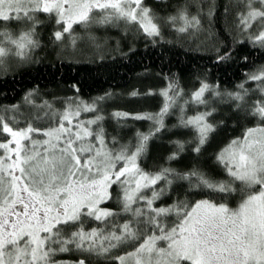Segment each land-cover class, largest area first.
<instances>
[{"label":"snow or ice","instance_id":"1","mask_svg":"<svg viewBox=\"0 0 264 264\" xmlns=\"http://www.w3.org/2000/svg\"><path fill=\"white\" fill-rule=\"evenodd\" d=\"M190 2L197 5L196 15L189 13ZM232 7L239 9L236 29L247 34L234 43L264 50V0H229L225 14ZM215 12V0H186L167 16L147 0H0V66L6 57L28 59L40 46L38 28L45 23L54 28L55 42L69 37L73 46L86 39L99 47L93 30L135 27L155 41L168 27L194 35L202 31L201 16ZM12 25L20 30L9 31ZM74 26L84 35L74 34ZM216 53L217 63L232 58L231 49ZM245 77L234 91L202 80L189 94L165 77L159 91L129 93L159 95L156 112H106L113 93L89 100L76 95L56 108V100L37 103L33 90L23 104L0 105V264H92L93 258L97 264H264V64ZM248 82L255 87H246ZM255 93L259 97L250 102ZM220 106L257 121L216 153L226 179L198 163L219 126L210 120ZM175 113L172 127L190 130L192 138L169 141L175 150L163 164L146 169L150 142L171 131L165 120ZM129 120H146L150 127L122 142ZM189 148L196 157L191 166L172 167ZM234 194L241 200L231 208ZM125 249L131 250L116 255ZM60 254L82 258L58 260Z\"/></svg>","mask_w":264,"mask_h":264},{"label":"trees","instance_id":"2","mask_svg":"<svg viewBox=\"0 0 264 264\" xmlns=\"http://www.w3.org/2000/svg\"><path fill=\"white\" fill-rule=\"evenodd\" d=\"M156 1L147 0V4L152 7L155 2L158 13L163 16L173 14L178 5L186 2ZM228 3L229 0H215V15L211 18L207 15L201 16L202 31L194 35L191 32L178 33L168 27L163 30L161 37L153 41L138 33L135 27L126 30L120 25L119 28L122 29L105 36L106 44L100 45L98 42L100 46L96 47L90 42L93 45L91 48L76 54L68 49L59 50V42H55L51 36L54 28L45 23L38 28L40 49L29 52V58L21 59L24 61L22 63L0 67V105L23 104L25 94L33 90L39 94L37 103L40 98L56 100V108L62 107L60 101L76 95L89 100L105 93H113L112 99L105 104L106 112H156L162 104L159 95L131 97L129 93L138 91L143 94L149 89L159 91L167 84L165 77L176 80L189 94L199 87V81L202 80L212 85L219 84L221 90L234 91L236 85L246 79V72L264 64V50L254 49L250 42L234 43V40L245 41L247 34H240L235 27L238 23V8L232 7L225 14L224 9ZM202 7L207 13L209 5L205 3ZM188 8L191 15L197 14L195 3L190 2ZM40 18L46 20L44 14H41ZM12 27L19 28L16 25ZM257 31L258 27L254 25L252 33ZM217 48H220L221 55L231 49L232 58L217 63ZM244 57H248L247 63L244 62ZM246 87L254 88L255 83L248 82ZM258 97L259 93L252 94L250 102ZM187 111L188 115L194 114L192 109ZM177 115L178 113H175L166 117L165 123L171 131L162 132L150 142L142 165L146 169L155 164H163L165 158L175 150L169 141L192 138L190 130L172 127L177 122ZM221 121L223 123H220ZM210 122L218 123L219 126L204 146L198 163L213 177L226 179L222 166L215 163L216 153L231 139L241 136L246 127L254 126L257 121L254 118L245 120L234 114L232 108L220 106ZM127 123L130 127L121 131L122 142L131 139L137 130L147 132L150 127V122L146 120H129ZM106 127L109 132H113L115 125L108 120ZM194 159L196 157L189 148L181 159L173 161L171 166L186 170ZM202 198L204 197L201 195L190 197L192 200ZM240 200L241 196L234 194L229 199V207L236 208ZM130 250H122L116 255ZM81 258L78 254H60L57 257L58 260L69 261ZM92 264H97L95 258Z\"/></svg>","mask_w":264,"mask_h":264},{"label":"rangeland","instance_id":"3","mask_svg":"<svg viewBox=\"0 0 264 264\" xmlns=\"http://www.w3.org/2000/svg\"><path fill=\"white\" fill-rule=\"evenodd\" d=\"M157 1H159V0H157ZM152 8L154 10H156L157 12L159 11L157 9V6H156V3L155 2L153 3ZM18 29L19 28H16V27H12L11 26L8 30L9 31H18ZM118 29H122V28H119V27H109V28H106V29L93 30L94 35L98 38L96 42L97 43L99 42L100 45L106 44L107 43L106 42L107 40H106L105 36L116 32ZM74 34L82 36V35H84V32H83V30H82V28L80 26H74ZM101 43H103V44H101ZM59 44H60V46L58 47L59 50L68 49L73 54H76V53L81 52V51H85V50H87V49H89V48H91L93 46L86 39L85 40H82V41H79L75 46H73L69 37H66L64 39V41L61 42V43L59 42ZM63 46H65V47H63ZM38 49H40V46L37 47V48H35V49H32L30 51V53L31 52H35ZM22 62H24V61H22L21 58L15 57V56H10V57L4 58V63L0 67H4V65L7 66V67H9L11 65H14L15 63H22ZM24 110H26V109H22V111H24ZM84 118H87V115L84 114Z\"/></svg>","mask_w":264,"mask_h":264}]
</instances>
